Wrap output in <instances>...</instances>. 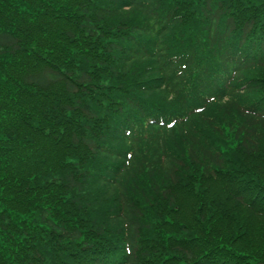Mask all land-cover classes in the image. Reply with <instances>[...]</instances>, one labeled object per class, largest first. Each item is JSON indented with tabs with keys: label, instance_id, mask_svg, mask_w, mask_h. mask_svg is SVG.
<instances>
[{
	"label": "trees",
	"instance_id": "obj_1",
	"mask_svg": "<svg viewBox=\"0 0 264 264\" xmlns=\"http://www.w3.org/2000/svg\"><path fill=\"white\" fill-rule=\"evenodd\" d=\"M0 264H264V0H0Z\"/></svg>",
	"mask_w": 264,
	"mask_h": 264
}]
</instances>
